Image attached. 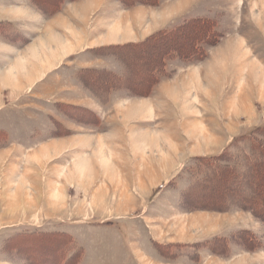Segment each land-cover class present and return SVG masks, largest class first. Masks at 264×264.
Instances as JSON below:
<instances>
[{"label":"rangeland","instance_id":"obj_1","mask_svg":"<svg viewBox=\"0 0 264 264\" xmlns=\"http://www.w3.org/2000/svg\"><path fill=\"white\" fill-rule=\"evenodd\" d=\"M198 16L221 34L205 59L169 61L148 95L115 85L100 47ZM192 36L141 49L135 86ZM263 125L264 0H0V264H264L243 207L260 197L200 159L241 158Z\"/></svg>","mask_w":264,"mask_h":264},{"label":"trees","instance_id":"obj_2","mask_svg":"<svg viewBox=\"0 0 264 264\" xmlns=\"http://www.w3.org/2000/svg\"><path fill=\"white\" fill-rule=\"evenodd\" d=\"M126 7H130L137 4H145V5H155L160 4L161 0H120ZM40 6V5H39ZM41 7V6H40ZM42 9L53 10L59 8V4H56L55 7L46 8L41 7ZM188 30V31H187ZM192 33L193 36L188 38L187 42H172L166 48L163 46H155L161 48L160 52H156L157 56L155 61L148 65L150 69V76L145 81L143 89L135 86L136 84L133 82L131 78V70L133 69V62L136 60H140L141 55H139V51L149 44L155 42H166L167 40H171V38L184 35L187 38V34ZM221 34L217 28V24L214 18L206 17V16H198L194 17L191 20L187 21L185 24L180 25L174 29H161L155 34H152L146 41L134 42V43H124L117 45H106L100 48H108L114 51L113 54H116L118 59L123 66V72L121 74L109 72L112 76L111 78L117 80L115 83L116 86H123L124 88L130 90L139 95H148L162 77H167L169 69L168 63L169 61L178 58L182 61H190V62H198L206 58L207 56V45L215 44L219 41ZM162 39V40H160ZM151 42V43H149ZM154 42V43H155ZM161 45V44H160ZM153 49V48H152ZM120 50L121 52H119ZM130 51H133V54L129 55ZM154 53V52H152ZM95 74L99 73L98 69H91ZM93 73V74H94ZM99 75V74H96ZM100 76H96L99 78ZM110 81H112L110 79ZM109 82H105L108 86ZM138 83V82H136ZM137 87V88H136ZM261 132V136L255 135V132ZM245 142L249 146L248 151H245L244 156L241 158H227V153H222L213 157H204L200 158L203 162V166L207 165V167L212 169L211 178L208 180H215V177L219 174H226L224 180L226 183H231L232 181H237L238 185L244 186L246 183L250 187H246V195L248 197L242 196L240 197V201L244 202V198H249L253 200L254 198L260 197L259 200H255L254 203L249 206L243 205L244 208L251 210L253 214L264 222V125L253 127L250 132L244 135ZM199 159V158H198ZM230 161H233L235 165H228ZM206 162V163H205ZM224 162H228V164H223ZM236 186V188H240ZM240 190V189H238ZM188 191V190H187ZM256 195V196H255ZM255 196V197H254ZM239 199V198H237Z\"/></svg>","mask_w":264,"mask_h":264},{"label":"crops","instance_id":"obj_3","mask_svg":"<svg viewBox=\"0 0 264 264\" xmlns=\"http://www.w3.org/2000/svg\"><path fill=\"white\" fill-rule=\"evenodd\" d=\"M151 192H152V191H151ZM140 256H141V255H139V256H138V258H139V260H140V263H141V264H143V263L145 264L146 260H145V259H143V258H142V257H140Z\"/></svg>","mask_w":264,"mask_h":264},{"label":"bare ground","instance_id":"obj_4","mask_svg":"<svg viewBox=\"0 0 264 264\" xmlns=\"http://www.w3.org/2000/svg\"><path fill=\"white\" fill-rule=\"evenodd\" d=\"M119 25H120V24H119ZM116 26H118V25H116ZM115 29H118V27H117V28H115ZM19 63H20V62H18V63H17V65H18V66H20V65H21V64H19ZM142 103H143V102H142Z\"/></svg>","mask_w":264,"mask_h":264}]
</instances>
